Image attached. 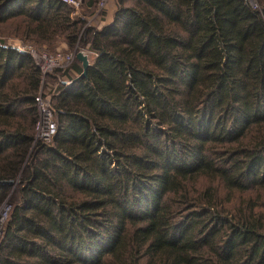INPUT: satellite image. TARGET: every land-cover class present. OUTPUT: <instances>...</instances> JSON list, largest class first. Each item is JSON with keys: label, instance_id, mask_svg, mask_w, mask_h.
Instances as JSON below:
<instances>
[{"label": "trees", "instance_id": "obj_1", "mask_svg": "<svg viewBox=\"0 0 264 264\" xmlns=\"http://www.w3.org/2000/svg\"><path fill=\"white\" fill-rule=\"evenodd\" d=\"M258 1L116 0L97 28L61 0H0V264H264ZM6 35L95 54L72 85L78 59L47 75L50 142L41 69Z\"/></svg>", "mask_w": 264, "mask_h": 264}, {"label": "rangeland", "instance_id": "obj_2", "mask_svg": "<svg viewBox=\"0 0 264 264\" xmlns=\"http://www.w3.org/2000/svg\"><path fill=\"white\" fill-rule=\"evenodd\" d=\"M88 1L89 0H81L80 1L81 4H80L78 9H74V7L71 6L73 8V12L75 11V13H72V17L73 18H84L86 20V26L87 27L94 26V27L98 28L100 26H103L105 23V16H107V11L110 10L111 8H113L114 9L113 14H114V11H115L116 6H117L116 0H111L107 4V7H106L107 9L100 4L101 0H98L97 3H95L93 5H89ZM248 1L252 7H254V8L260 7L258 0H248ZM132 2H134V0H128V3H132ZM112 18H113V15H112ZM4 31L7 33L8 29H5ZM5 38H6L7 44L14 47V48H16V46H19V45L25 46L26 48H28V46H32L33 48H35L37 50L46 51L49 54H54V53H57L58 51H62L64 53H72L76 50L78 52L81 50H84L85 53L89 56L90 62L95 57V54L92 53V51H90L84 45H82L80 43V41H78L77 44L75 45V47L71 49L65 43H59L55 47H48L47 45L40 47V46L33 44L32 42L25 41V40L21 39L20 37H17L14 35H8V36L6 35ZM72 74H74V72H72ZM76 77H78V75ZM75 78H73V79H75ZM59 80H61V79L47 78V77L43 78V76H42V84H41V88H40L39 93H41L43 98L49 97L48 100H49V103L52 107H54L53 92L52 91L57 86L61 85ZM64 80H66L67 82L70 81V79H68V78L67 79L65 78ZM67 84H69V83H67ZM53 118L56 121L55 113H53ZM37 141L48 142V141H44L41 138L39 131H37V128H36L35 142L37 143ZM7 203L10 204V199L3 202L2 205L0 206V240H1V237L3 235L4 226L7 222V219L9 217V214L11 211L9 204H7ZM6 206H8V207H6Z\"/></svg>", "mask_w": 264, "mask_h": 264}, {"label": "built area", "instance_id": "obj_3", "mask_svg": "<svg viewBox=\"0 0 264 264\" xmlns=\"http://www.w3.org/2000/svg\"><path fill=\"white\" fill-rule=\"evenodd\" d=\"M61 1L71 5L72 7H74V9H78L81 4L80 3L81 0H61ZM110 1L111 0H101L100 4L106 8L107 4ZM73 13H75V11ZM16 49L26 52L34 58L35 62L41 69L43 78H46L48 74L56 71L57 69H67L71 67V64L77 58V52H78L77 50L72 53H64L62 51H58L57 53L49 54L46 51L37 50L32 46H28V48H26L25 46H21V45L16 46ZM81 51L85 53L84 50ZM48 99L49 97L43 98L41 93H39L36 96V101L39 109V118L37 121L36 128L37 131H39L41 138L44 141L49 142L56 134L57 123L53 118L54 109L50 105ZM9 206L11 208L10 204Z\"/></svg>", "mask_w": 264, "mask_h": 264}, {"label": "water", "instance_id": "obj_4", "mask_svg": "<svg viewBox=\"0 0 264 264\" xmlns=\"http://www.w3.org/2000/svg\"><path fill=\"white\" fill-rule=\"evenodd\" d=\"M77 59L82 63V66H83V72L78 76L76 77L75 79H72L70 80L69 82L67 81H63L65 83H69V84H74L77 80H79L80 78L84 77L87 75V70L91 64L90 62V59H89V56L84 53L83 51H79L77 53ZM0 184H3V185H12L14 184V181L13 180H6V181H0Z\"/></svg>", "mask_w": 264, "mask_h": 264}, {"label": "crops", "instance_id": "obj_5", "mask_svg": "<svg viewBox=\"0 0 264 264\" xmlns=\"http://www.w3.org/2000/svg\"><path fill=\"white\" fill-rule=\"evenodd\" d=\"M107 9V8H106ZM113 8H111L110 10L107 11V16H105V23H108L109 21H111L112 19V15H113ZM104 23V24H105Z\"/></svg>", "mask_w": 264, "mask_h": 264}]
</instances>
